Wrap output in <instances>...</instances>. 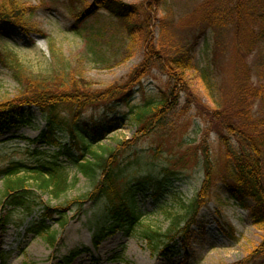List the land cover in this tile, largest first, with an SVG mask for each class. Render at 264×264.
<instances>
[{"label":"trees","instance_id":"trees-1","mask_svg":"<svg viewBox=\"0 0 264 264\" xmlns=\"http://www.w3.org/2000/svg\"><path fill=\"white\" fill-rule=\"evenodd\" d=\"M65 1L76 19V30L104 10L132 40L143 42L145 55L123 82L98 89L80 66H71L65 57L58 59L52 73H34L14 52L0 49V61L12 71L20 86L17 95L0 102V136L21 126H33L34 108L40 110L45 122L39 135L24 137L26 147L16 145L11 152H2L0 200L5 211L2 223L18 225L11 213L21 210L23 221L35 218L29 222L28 232L55 245L57 230L52 229L50 222L64 227L69 209L79 213L87 202H93L101 222L93 233L95 247L123 231L136 234L153 254L171 257L180 247L190 246L193 227L220 179L229 196L240 202L251 201L253 222L263 232V238L248 258L264 257V0H206L202 7V25L196 37L211 29L215 53L221 36L223 47L231 33L235 49L232 56L240 65L235 71L240 73L232 97L222 96V108L218 104L204 110L207 123L216 126L222 147L221 156L226 163L222 175L215 174L210 142L205 136L200 143L202 155L196 153L199 146H194L185 153L164 158L166 139L179 132L177 119L186 111L180 105L184 100L190 101L185 72L192 67L196 37L191 43L178 45L174 53L164 52L152 31L156 9L163 0H144L141 4L124 0ZM36 9L19 0H0V26L6 22L26 33L45 35L32 21ZM104 30V27L99 30L98 35ZM163 30L169 32L168 26ZM52 48L56 52L53 45ZM92 54L97 60L102 58L95 48ZM254 55L257 59L254 68L260 79L257 84L249 82L252 68L246 62L247 57ZM156 66L167 76L165 82L157 94L134 104L136 93L144 88V76ZM250 98L258 103L255 111ZM128 119L137 126L133 137L117 139L114 145L104 144L109 134L117 130L116 122L125 123ZM151 135L159 137L156 145L140 144ZM13 140L15 137H6L0 143ZM195 142L185 135L178 145ZM191 159L202 170L201 182L193 196L187 200L177 198L179 208L157 207L168 221L166 227L145 219L139 209V195L154 197L158 202L164 194H170L173 184L184 178V168L179 165ZM69 167L75 171L72 177L67 172ZM80 175L88 182L89 190L61 201L79 182ZM44 194L60 203L45 202ZM88 251L86 246L70 251L63 264H71Z\"/></svg>","mask_w":264,"mask_h":264},{"label":"rangeland","instance_id":"rangeland-1","mask_svg":"<svg viewBox=\"0 0 264 264\" xmlns=\"http://www.w3.org/2000/svg\"><path fill=\"white\" fill-rule=\"evenodd\" d=\"M22 3L36 6L32 21L45 32L26 33L16 25L2 23L0 26V49L12 51L34 73H52L59 58L65 57L66 62L73 67H81L88 80L95 88H104L110 84L123 82L128 74L143 60L145 46L141 40H132L120 24L106 11L100 10L95 16L87 19L82 28L76 30V19L65 0H19ZM92 3L94 0H86ZM128 3L141 4L144 0H124ZM206 0H163L156 9V18L152 31L155 41L163 45L164 52L174 53L179 45L191 43L200 33L202 25V7ZM169 32H164L162 22ZM200 26V27H199ZM106 29L102 35L98 31ZM167 33V34H166ZM234 38L231 33L226 36L222 47V36L217 51H213L214 34L210 29L194 41L192 67L185 72L189 103L184 100L180 105L186 109L177 119L180 130L166 140L163 148L164 158L172 154L185 153L189 147L199 146L196 153L203 154L200 144L205 136L210 142V149L216 166L217 175L225 173V161L221 156V144L217 138L216 126L213 128L205 120L207 108L211 109L220 104L222 96L232 97V91L238 84L239 76L236 69L240 65L232 56ZM52 45L54 47L53 51ZM102 55L97 60L92 49ZM249 56L246 59L252 68L250 83L259 82L258 73L254 68L257 59ZM70 66V67H71ZM205 76V77H204ZM144 88L136 93L134 104L142 102L146 97L157 94L159 86L163 85L166 75L158 66L144 76ZM20 86L13 77L12 71L0 61V102L12 98L19 93ZM258 109V103L250 98ZM36 120L33 126H21L0 136L15 137L10 142L0 143V164L3 163L2 152H11L16 145L26 147L24 137H36L44 127L45 122L39 109L34 108ZM211 124V125H212ZM117 130L109 134L104 144L114 145L117 139H129L136 133L135 122L128 119L118 123ZM184 130V131H183ZM187 135L197 142L191 145L179 146L178 142ZM158 136H148L141 145H156ZM18 143V144H17ZM38 145V144H36ZM162 155V156H163ZM18 156V154H17ZM160 156V157H162ZM16 157V155H15ZM64 159V158H63ZM65 164H67L65 162ZM184 168V178L176 181L171 187L170 194H164L158 202L154 197L139 195L140 210L145 219L152 220L166 227L168 221L159 212L158 206L179 208L177 198L187 200L193 196L202 178L201 167L190 160L181 163ZM70 177L75 173L69 167ZM0 181V189H1ZM89 190V184L80 175L79 182L63 195L61 201L71 199ZM1 199V190H0ZM43 200L52 205L60 203L49 194H44ZM160 204V205H159ZM176 205V206H175ZM251 201L240 202L227 194L220 179L214 188V194L209 203L200 212L199 222L193 227L190 246H182L171 257L153 254L150 248L136 234L119 231L104 239L99 246L93 244V233L96 231L100 212L93 202H87L82 212L69 209L68 223L60 227L51 223L52 229L57 230L55 245L46 238L28 232L29 222L34 217L24 221L21 210H13L12 217L19 224H3L2 215L5 213L0 200V264H63V259L70 251L86 246L89 248L78 256L71 264H264V257L248 258L250 251L262 242L263 232L254 224L251 215ZM248 262V263H247Z\"/></svg>","mask_w":264,"mask_h":264}]
</instances>
